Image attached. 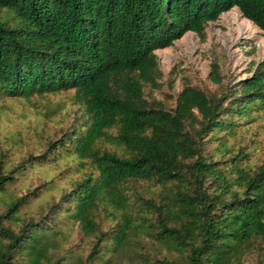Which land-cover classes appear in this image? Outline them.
<instances>
[{
    "label": "trees",
    "instance_id": "obj_1",
    "mask_svg": "<svg viewBox=\"0 0 264 264\" xmlns=\"http://www.w3.org/2000/svg\"><path fill=\"white\" fill-rule=\"evenodd\" d=\"M235 8L264 35V0H0V264H264V59L153 94Z\"/></svg>",
    "mask_w": 264,
    "mask_h": 264
},
{
    "label": "rangeland",
    "instance_id": "obj_2",
    "mask_svg": "<svg viewBox=\"0 0 264 264\" xmlns=\"http://www.w3.org/2000/svg\"><path fill=\"white\" fill-rule=\"evenodd\" d=\"M242 17L239 9L235 8L223 14L217 22L209 24L206 41L202 42L195 33H188L173 47L157 51L164 77L162 88L153 93L154 97L168 101L171 106L168 96H175L182 91L186 83L214 91L217 87L211 81L210 73L215 61L220 64L226 82L249 78L264 59V35L253 23L244 21ZM149 93L150 90H147ZM71 94L49 95L46 101L54 109L66 106L63 114L69 113L72 121L76 107L67 102ZM32 101L37 102L39 99L34 97ZM29 110L33 111L31 107ZM48 126L46 131L52 134L57 125L50 122ZM262 133L264 138V130ZM31 148L29 146L27 149ZM39 176L40 172L34 176L35 185L38 184Z\"/></svg>",
    "mask_w": 264,
    "mask_h": 264
},
{
    "label": "bare ground",
    "instance_id": "obj_3",
    "mask_svg": "<svg viewBox=\"0 0 264 264\" xmlns=\"http://www.w3.org/2000/svg\"><path fill=\"white\" fill-rule=\"evenodd\" d=\"M242 18H243V17H242ZM243 20H244V21H247V22H250V21H248V20H246V19H244V18H243ZM250 23H251V22H250Z\"/></svg>",
    "mask_w": 264,
    "mask_h": 264
}]
</instances>
